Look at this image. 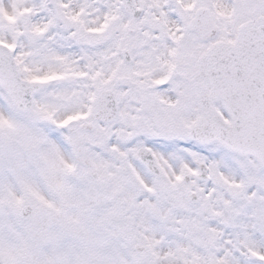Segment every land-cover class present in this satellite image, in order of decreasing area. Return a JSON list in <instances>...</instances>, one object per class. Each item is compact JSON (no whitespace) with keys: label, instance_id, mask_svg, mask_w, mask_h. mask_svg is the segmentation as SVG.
Here are the masks:
<instances>
[{"label":"snow or ice","instance_id":"6c2138e0","mask_svg":"<svg viewBox=\"0 0 264 264\" xmlns=\"http://www.w3.org/2000/svg\"><path fill=\"white\" fill-rule=\"evenodd\" d=\"M0 264H264V0H0Z\"/></svg>","mask_w":264,"mask_h":264}]
</instances>
